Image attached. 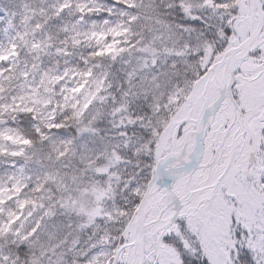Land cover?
I'll list each match as a JSON object with an SVG mask.
<instances>
[{
  "label": "snow or ice",
  "instance_id": "1",
  "mask_svg": "<svg viewBox=\"0 0 264 264\" xmlns=\"http://www.w3.org/2000/svg\"><path fill=\"white\" fill-rule=\"evenodd\" d=\"M0 264H264V0H0Z\"/></svg>",
  "mask_w": 264,
  "mask_h": 264
}]
</instances>
